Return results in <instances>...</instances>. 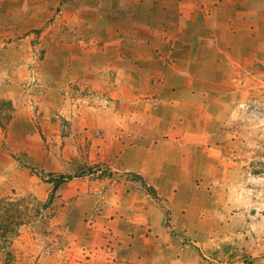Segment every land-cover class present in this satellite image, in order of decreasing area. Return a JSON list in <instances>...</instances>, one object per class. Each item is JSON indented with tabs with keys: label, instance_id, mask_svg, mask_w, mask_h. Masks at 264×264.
Here are the masks:
<instances>
[{
	"label": "crops",
	"instance_id": "1",
	"mask_svg": "<svg viewBox=\"0 0 264 264\" xmlns=\"http://www.w3.org/2000/svg\"><path fill=\"white\" fill-rule=\"evenodd\" d=\"M263 1L0 0V57L2 50L13 55L15 49L5 48L13 40L23 42L38 34L45 59L24 69L29 83L37 73L42 86L57 87L56 117L84 121L90 134L93 126L102 127L103 160L112 170L136 175L117 185L114 207L120 221L108 214L102 220L124 221L119 227H128V219L136 217L143 226L134 224L138 233L132 234H140V243L133 248L128 244L133 235L109 224L73 225L70 232L79 238L77 250L85 257L79 264H192L195 250L176 244L177 237L171 240L167 215L188 236L200 226V242L195 244L202 252L209 249L210 220L218 222L221 216L211 209L216 204L206 194L208 181L199 183L200 202H194V179L210 171V151L217 156L222 151L210 147L218 136L210 121L222 119L229 95L224 89L230 87L223 80L237 69L236 24L242 31L243 18L252 17L246 10ZM50 58L57 62L45 61ZM12 73H17L16 66L9 65L1 80L16 83ZM76 81L99 96L108 94L104 103L110 109L80 116L73 107L68 113L60 90L65 82ZM95 233L98 239L93 241ZM152 250L158 252L149 257Z\"/></svg>",
	"mask_w": 264,
	"mask_h": 264
},
{
	"label": "rangeland",
	"instance_id": "2",
	"mask_svg": "<svg viewBox=\"0 0 264 264\" xmlns=\"http://www.w3.org/2000/svg\"><path fill=\"white\" fill-rule=\"evenodd\" d=\"M255 5L246 10L252 17L243 18L247 21L242 31L236 24L237 69L223 75L230 87L224 89L229 95L222 119L210 121L218 133L210 147L222 151L217 156L211 150L210 171L194 179L193 195L198 199L194 202H200L199 183L208 181L206 194L216 204L211 209L221 216L218 222L210 220L209 249L202 252L195 244L200 242V226L188 236L169 223L168 215L165 222L171 240L177 237L176 244L195 250L192 264H200L198 258L205 264H264V1ZM38 45H42L38 34L23 42L16 39L12 47L5 46L15 49L13 55L2 50L0 57L1 74L9 65L17 72L11 74L17 80L14 84L0 77V264H41V258L79 264L84 262L83 252L77 250L79 238L72 235L71 227L109 224L102 220L107 214L120 221L121 213L114 207L117 185L136 175L112 170L103 160L102 127L93 126L90 134L88 123L67 120L63 114L56 117L57 87L42 86L37 73L31 74L37 79L29 83L30 74L24 69L38 67L45 59ZM77 82H65L60 90L68 113L73 107L80 116L110 109L112 105L104 103L108 94L99 96ZM99 108L103 110H95ZM62 174L72 179L56 190L51 180ZM148 193L155 197L151 189ZM137 222L131 216L128 227H119L124 221L109 226L133 235L138 233L139 226H133ZM139 235L129 239L133 248L140 243ZM92 238L98 239L96 233ZM157 252L152 250L149 257Z\"/></svg>",
	"mask_w": 264,
	"mask_h": 264
},
{
	"label": "trees",
	"instance_id": "3",
	"mask_svg": "<svg viewBox=\"0 0 264 264\" xmlns=\"http://www.w3.org/2000/svg\"><path fill=\"white\" fill-rule=\"evenodd\" d=\"M70 179H72L71 176L61 175L55 180L52 179L51 181L55 183V189L57 190L61 186V184L67 182Z\"/></svg>",
	"mask_w": 264,
	"mask_h": 264
}]
</instances>
